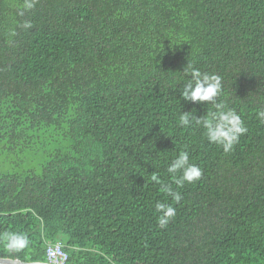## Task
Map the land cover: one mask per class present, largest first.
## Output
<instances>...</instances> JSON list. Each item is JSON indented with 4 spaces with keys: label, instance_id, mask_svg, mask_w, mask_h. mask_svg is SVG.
<instances>
[{
    "label": "trees",
    "instance_id": "1",
    "mask_svg": "<svg viewBox=\"0 0 264 264\" xmlns=\"http://www.w3.org/2000/svg\"><path fill=\"white\" fill-rule=\"evenodd\" d=\"M23 3L0 0V234L29 244L0 257L60 240L66 264H264V0ZM189 65L247 128L228 153L179 124L215 110L180 97ZM181 151L202 176L177 187ZM157 201L176 209L164 228Z\"/></svg>",
    "mask_w": 264,
    "mask_h": 264
},
{
    "label": "clouds",
    "instance_id": "2",
    "mask_svg": "<svg viewBox=\"0 0 264 264\" xmlns=\"http://www.w3.org/2000/svg\"><path fill=\"white\" fill-rule=\"evenodd\" d=\"M37 0H24L22 9L18 14L23 16L26 11L35 7ZM31 22L25 21L24 28H30ZM189 79L183 84L180 97L184 101H191L193 104L197 102L211 103L214 111L208 112L204 116H196L190 111H182L179 115V124L182 127H189L193 123L201 126L205 131L204 135L209 143H214L222 147L225 153L233 149L234 144L239 141L240 135L247 132L241 116L237 112L227 107L223 102H217V97L222 91V79L220 75L215 73L201 72L199 69L189 65L184 69ZM257 119L264 124V108L256 113ZM167 173L172 178L173 183L177 187H182L185 182L194 183L202 176V170L197 165L190 163L187 151H181L175 159L167 167ZM151 180L160 185L159 190L169 196L173 201L179 202L181 194L173 190L171 184L163 183L157 174L151 176ZM154 210L157 225L161 228L166 227L175 217L176 209L167 203L157 201ZM0 241L7 251H19L28 246L29 240L25 234L6 231L0 234ZM53 257L56 256L52 252Z\"/></svg>",
    "mask_w": 264,
    "mask_h": 264
},
{
    "label": "built area",
    "instance_id": "3",
    "mask_svg": "<svg viewBox=\"0 0 264 264\" xmlns=\"http://www.w3.org/2000/svg\"><path fill=\"white\" fill-rule=\"evenodd\" d=\"M52 252L56 253V256L51 255ZM45 262L50 264H66L68 260V254L63 248V244L60 240L53 241L48 244L45 251Z\"/></svg>",
    "mask_w": 264,
    "mask_h": 264
},
{
    "label": "water",
    "instance_id": "4",
    "mask_svg": "<svg viewBox=\"0 0 264 264\" xmlns=\"http://www.w3.org/2000/svg\"><path fill=\"white\" fill-rule=\"evenodd\" d=\"M0 264H50L45 261H32V262H25L19 259H11V258H4L0 257Z\"/></svg>",
    "mask_w": 264,
    "mask_h": 264
}]
</instances>
